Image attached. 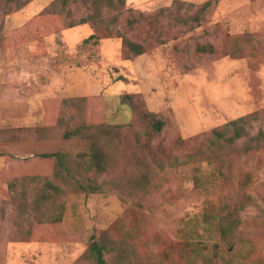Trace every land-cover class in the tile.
I'll list each match as a JSON object with an SVG mask.
<instances>
[{
  "label": "rangeland",
  "instance_id": "1",
  "mask_svg": "<svg viewBox=\"0 0 264 264\" xmlns=\"http://www.w3.org/2000/svg\"><path fill=\"white\" fill-rule=\"evenodd\" d=\"M53 1L0 0V264H94L95 238L108 264H264V150L236 156L222 192L243 198L230 252L199 217L217 165L166 162L239 116L264 131V0ZM91 146L101 173L77 164Z\"/></svg>",
  "mask_w": 264,
  "mask_h": 264
},
{
  "label": "trees",
  "instance_id": "2",
  "mask_svg": "<svg viewBox=\"0 0 264 264\" xmlns=\"http://www.w3.org/2000/svg\"><path fill=\"white\" fill-rule=\"evenodd\" d=\"M10 1V0H9ZM99 5L101 1L96 0ZM22 2H18L20 5ZM56 1L52 3V9H55ZM109 7V6H108ZM93 34H90L91 37ZM124 47H129L134 53L139 54L143 51L139 44L132 42L126 38L123 39ZM122 46V48H123ZM197 50L200 52L213 53V47L210 44L199 45ZM252 115H243L234 119L225 121L218 127L212 128L208 133L205 134L203 141L200 142L196 147L192 149V152L179 157L173 158V160H168L166 157V162L168 164L174 163L177 165L198 162H205L207 164H216L217 171L216 176L218 177L220 183L213 184L212 189L215 190L214 195L210 196L209 191H205V199L203 202L200 219L201 221L211 225L214 231L219 236V240L225 245L226 252H230L236 240L240 242L238 237V226H239V213L238 209L235 208L243 198L238 200H233L230 195H222V192L227 189V185L232 184L230 181L229 172L233 173L235 168L234 160L237 159L236 156L248 155L254 153L257 150H264V131L258 129L255 133L250 132V121ZM162 128V122L160 120L151 121L150 124L145 125L144 132L149 135L151 131H160ZM73 133L64 132V137H68ZM182 144V140L179 141ZM150 154L155 153V151L149 147V150H144ZM102 153L97 151L96 147L91 146L87 158L83 161H78L77 164H86L88 162V167L91 168L93 164L96 165L97 169L103 171L109 164L103 159ZM45 157H54L55 159V170L56 173L60 174L61 171H67V177L62 175L64 182H68L70 166L67 164V155L62 152L42 154ZM187 156V157H186ZM157 161L155 164H158ZM146 168L149 169L150 163H148ZM54 170V172H55ZM144 170V168L142 169ZM195 170H199V166H195ZM98 173V174H99ZM66 174V173H65ZM195 182H197L196 173L193 174ZM140 184L143 186L148 183L147 175L139 177ZM248 177L244 180H240V185L244 187L247 183ZM73 186L81 188L86 192H96L103 188L102 183H98L95 178H75L72 180ZM142 181V182H141ZM240 188V187H239ZM239 209L241 206H239ZM46 218L52 220H59L58 215H45ZM214 246H217L216 243ZM219 247V246H218ZM107 249V244L105 241L99 238L92 239L86 250L87 256L91 258L94 264H108L107 260L104 258V252ZM193 251V250H192ZM214 256L217 252H213ZM212 258H208L210 261ZM203 263L207 264V257L203 258Z\"/></svg>",
  "mask_w": 264,
  "mask_h": 264
}]
</instances>
